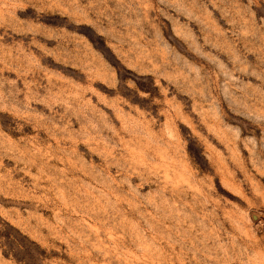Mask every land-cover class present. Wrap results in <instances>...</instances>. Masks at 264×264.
Instances as JSON below:
<instances>
[{
  "label": "rangeland",
  "instance_id": "374dc122",
  "mask_svg": "<svg viewBox=\"0 0 264 264\" xmlns=\"http://www.w3.org/2000/svg\"><path fill=\"white\" fill-rule=\"evenodd\" d=\"M0 264H264V0H0Z\"/></svg>",
  "mask_w": 264,
  "mask_h": 264
}]
</instances>
